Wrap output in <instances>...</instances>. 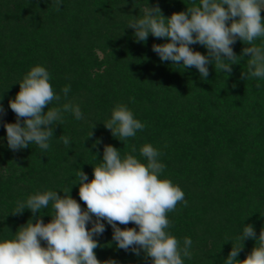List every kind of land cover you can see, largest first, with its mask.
<instances>
[{
    "label": "trees",
    "instance_id": "trees-1",
    "mask_svg": "<svg viewBox=\"0 0 264 264\" xmlns=\"http://www.w3.org/2000/svg\"><path fill=\"white\" fill-rule=\"evenodd\" d=\"M148 5H159L168 17L199 5V0H62L59 11L55 0H0V103L6 113L0 121V161L7 165L0 172V241L14 238L20 226L34 219L28 209L12 213L18 200L36 192L63 196L70 189L86 210L76 173L83 170L90 181L93 167L103 163L106 144L116 147L121 157L132 154L145 164L143 145L161 152L159 161L166 167L160 178L178 185L188 202L167 214L172 225L168 231L181 246L190 237L191 248L200 250L184 264H225L246 224L259 236L264 227V78H242L247 55L231 65V74L209 64L206 79L195 67L184 70L161 62L152 45L167 41L149 34L146 42H137L134 29L127 27ZM255 44H264V38ZM247 46L237 40L232 47L240 56ZM190 47L207 55L202 45ZM37 65L50 73L53 90L61 96L60 104L53 101L48 107L71 101L80 106L84 119L64 113L63 122L53 125L46 152L36 145L13 152L3 127L16 122L8 102ZM66 85L70 91L64 98L61 89ZM117 104L126 105L146 125L123 142L104 126ZM91 130L94 134L87 138ZM60 136L70 139L68 147ZM96 140L102 143L93 147ZM53 214L50 202L37 215L52 219ZM102 222L106 231L94 237L100 245L94 251L101 261L116 260L124 250L113 241L111 226ZM255 246L258 242L246 239L237 259H245ZM126 254L132 256L131 264H150L142 250L139 256L129 250L123 258Z\"/></svg>",
    "mask_w": 264,
    "mask_h": 264
},
{
    "label": "clouds",
    "instance_id": "clouds-1",
    "mask_svg": "<svg viewBox=\"0 0 264 264\" xmlns=\"http://www.w3.org/2000/svg\"><path fill=\"white\" fill-rule=\"evenodd\" d=\"M61 5L62 0H55V10L59 11ZM262 10L264 0H199V5L166 17L159 5H148L143 15L133 16L127 27L134 29L137 42H146L149 34L166 40V43L152 45V51L161 62L171 61L184 70L195 67L202 79L209 76V64H214L216 71L231 74V65L239 63L237 58L245 55L250 58L242 78H264V44H255L258 38H264ZM237 40L248 45L240 56L232 47ZM195 44L205 47L207 55L190 47ZM50 79L45 67H32L19 82L15 98L9 100L8 106L15 113L16 122H5L3 127L7 146L13 152L29 145L46 152L54 135L53 125L63 122L64 113H71L76 120L84 119L80 106L71 101L48 107L53 101L57 104L61 101ZM61 91L67 98L70 85ZM5 114L0 103V121ZM104 126L123 142L135 137L146 125L136 119L126 105L117 104ZM93 134L91 130L87 138ZM60 139L66 147L70 145L67 136ZM100 143L102 141L96 140L93 147ZM130 151L136 152L135 145L130 146ZM140 155L146 158V164L132 154L121 157L116 147L106 144L103 163L93 167L90 181L83 170L76 173L79 198L86 210L71 197L70 189L65 190L63 196L48 190L18 200L12 214L20 215L28 209L34 219L20 226L14 238L0 241V264H119L115 259L99 260L94 251L100 247L94 237L106 231L102 221L113 229L112 239L118 249L131 250L137 256L142 250L145 259L151 258L150 264H184L185 258L190 260L192 239L185 237L181 246L168 231L172 225L167 218L178 203L187 207L185 194L170 179L160 178L166 166L159 161V150L145 144L140 148ZM50 202L54 214L50 222L44 223L37 214L47 209ZM129 223L136 227H118V224L127 226ZM249 238L258 242V246L253 247L245 259L238 260L243 242ZM237 240L240 243L232 245L225 264H264V227L257 237L253 225L246 224ZM41 241L46 246H42Z\"/></svg>",
    "mask_w": 264,
    "mask_h": 264
},
{
    "label": "rangeland",
    "instance_id": "rangeland-1",
    "mask_svg": "<svg viewBox=\"0 0 264 264\" xmlns=\"http://www.w3.org/2000/svg\"><path fill=\"white\" fill-rule=\"evenodd\" d=\"M151 35V34H150ZM152 36V35H151ZM153 39H154V37H153ZM100 55H101V53H100ZM6 167H7V165L6 164H3V163H1V161H0V172L2 171V172H5L6 171ZM43 219V221H44V223H48V222H50L51 221V219H49V218H42ZM200 250L199 249H196L195 247L192 249L191 248V252H192V256L194 255V254H196V253H198ZM204 251V250H203ZM124 252V251H123ZM123 252H120L121 253V257H119V255L116 257V260L119 262V264H122L123 263V259H125V262H126V264H131L132 263V260H133V258H132V256L131 255H128V254H126L124 257H126V258H123ZM119 253V254H120ZM191 260V259H190Z\"/></svg>",
    "mask_w": 264,
    "mask_h": 264
}]
</instances>
